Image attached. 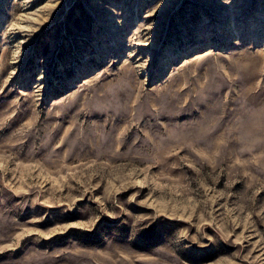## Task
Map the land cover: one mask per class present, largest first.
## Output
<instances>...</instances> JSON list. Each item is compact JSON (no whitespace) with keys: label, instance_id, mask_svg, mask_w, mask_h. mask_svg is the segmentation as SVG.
<instances>
[{"label":"rangeland","instance_id":"1","mask_svg":"<svg viewBox=\"0 0 264 264\" xmlns=\"http://www.w3.org/2000/svg\"><path fill=\"white\" fill-rule=\"evenodd\" d=\"M0 264H264V0H0Z\"/></svg>","mask_w":264,"mask_h":264},{"label":"bare ground","instance_id":"2","mask_svg":"<svg viewBox=\"0 0 264 264\" xmlns=\"http://www.w3.org/2000/svg\"><path fill=\"white\" fill-rule=\"evenodd\" d=\"M171 55V54H170ZM122 110H127V108H119V110H116V109H114V108H112L111 106H107L105 109H104V113H112L113 115H111L112 116V118H115V124H117L118 123V121L119 120H121V118H122V116H123V114L121 113V111ZM114 116V117H113ZM111 118V117H110ZM114 126V125H113ZM110 141H111V137H103V139L101 140V144H100V146H101V149H100V151L104 148V147H109V146H112L113 144H115V142H113V144H111L110 143ZM119 143L120 144H122L123 142L122 141H119Z\"/></svg>","mask_w":264,"mask_h":264}]
</instances>
